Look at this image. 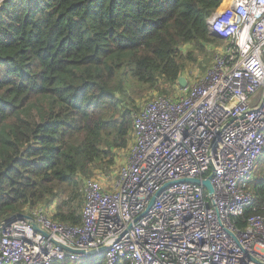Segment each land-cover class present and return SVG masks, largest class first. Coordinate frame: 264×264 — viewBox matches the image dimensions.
Wrapping results in <instances>:
<instances>
[{"label": "built area", "instance_id": "1", "mask_svg": "<svg viewBox=\"0 0 264 264\" xmlns=\"http://www.w3.org/2000/svg\"><path fill=\"white\" fill-rule=\"evenodd\" d=\"M206 22L221 46L205 75L132 115L129 158L108 183L83 181L80 223L33 209L39 232L27 220L1 230L0 264L84 258L61 246H104V264H264V218L236 223L264 154V0H221Z\"/></svg>", "mask_w": 264, "mask_h": 264}, {"label": "trees", "instance_id": "2", "mask_svg": "<svg viewBox=\"0 0 264 264\" xmlns=\"http://www.w3.org/2000/svg\"><path fill=\"white\" fill-rule=\"evenodd\" d=\"M220 2L0 0V222L55 204L53 220L78 225L82 183L130 147L137 101L168 96L219 42L206 19ZM249 187L240 228L264 218V177ZM83 260L54 264H104Z\"/></svg>", "mask_w": 264, "mask_h": 264}, {"label": "rangeland", "instance_id": "3", "mask_svg": "<svg viewBox=\"0 0 264 264\" xmlns=\"http://www.w3.org/2000/svg\"><path fill=\"white\" fill-rule=\"evenodd\" d=\"M220 46H221L220 41L216 42V43L204 45V47H206L205 48L206 56H201V55L196 53V61L193 64H191L185 70V72L182 74V76L185 77V79L188 80L191 84L197 82L201 77H203L205 75L206 71L208 70V68L211 65L214 54L216 53V49L219 48ZM182 50L183 51L184 50L189 51L190 48L188 46L187 47L185 46ZM169 90H170L169 91L170 94L168 95V97H171V96H175L177 94L178 89H176V87H175V89L171 88ZM154 95H158L157 91L151 90L150 92L146 93L142 97V99L137 101V106L141 107L148 99L152 98ZM258 100H259V97H257L255 99L253 104H256L258 102ZM130 148H131V144H130V147L126 151L121 150V151L117 152L116 163L112 168H110L106 172H95L92 175V177H90V178H96V179L98 178V180H100V182H103L104 184L108 183L110 180L109 177L114 176L115 173L118 171V169L121 166H123L125 164V162L127 161V159L129 158ZM261 156L264 157V155H261ZM263 157L261 159H263ZM258 174H260L261 177H264V163L262 161H258L256 171L254 172L253 177H255ZM40 208H42V210L46 213V215L48 217H50L51 214H54L55 209H56L55 204H53L49 207L41 206ZM92 258L93 257L83 258L84 260L83 259L82 260L87 261L88 259H92Z\"/></svg>", "mask_w": 264, "mask_h": 264}, {"label": "water", "instance_id": "4", "mask_svg": "<svg viewBox=\"0 0 264 264\" xmlns=\"http://www.w3.org/2000/svg\"><path fill=\"white\" fill-rule=\"evenodd\" d=\"M177 84L182 89H185L187 86V81H186L185 77L180 76L177 80ZM181 182H188V183H192L195 185L201 184L208 190V192H212V187L210 185L209 179L203 180V181H200L199 179H190V180H185V181H181ZM18 220H27L30 223V225L32 226L33 230L35 232H39L38 225L34 221V219L28 215H25V214H17V215L11 216V217L7 218L6 220L0 222V231L3 230L5 227H7L9 224H11L15 221H18ZM44 235H46V234H44ZM61 248L67 252H70L74 255L82 256L84 258H91V257L97 258L99 256L103 257V253L105 252V249H106L104 246L100 247L97 251L95 249H88V250H84V251L83 250H71V249H68L67 247H64V246H61Z\"/></svg>", "mask_w": 264, "mask_h": 264}, {"label": "crops", "instance_id": "5", "mask_svg": "<svg viewBox=\"0 0 264 264\" xmlns=\"http://www.w3.org/2000/svg\"><path fill=\"white\" fill-rule=\"evenodd\" d=\"M188 82V80H186ZM264 155V154H263ZM263 156L260 157V159L262 158ZM260 159L258 161H260Z\"/></svg>", "mask_w": 264, "mask_h": 264}]
</instances>
